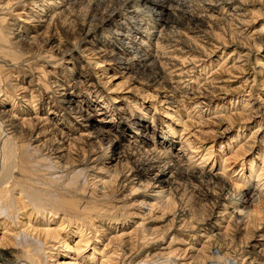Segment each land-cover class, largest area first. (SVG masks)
Wrapping results in <instances>:
<instances>
[{
  "label": "bare ground",
  "instance_id": "6f19581e",
  "mask_svg": "<svg viewBox=\"0 0 264 264\" xmlns=\"http://www.w3.org/2000/svg\"><path fill=\"white\" fill-rule=\"evenodd\" d=\"M261 11L264 0H0V253L264 264V207L242 208L264 198V25L246 28ZM118 77L132 95H112ZM180 177L219 190L208 218L180 207Z\"/></svg>",
  "mask_w": 264,
  "mask_h": 264
},
{
  "label": "rangeland",
  "instance_id": "374dc122",
  "mask_svg": "<svg viewBox=\"0 0 264 264\" xmlns=\"http://www.w3.org/2000/svg\"><path fill=\"white\" fill-rule=\"evenodd\" d=\"M259 13H257L256 15H258ZM261 14V15H260ZM259 14V16L258 17H256V15H255V17H254V19H252V21H250L249 22V25L247 26L246 25V28H248L249 30H250V32H253L254 31V29H260L261 28V26H263L264 25V14H263V11H261V13ZM263 15V16H262ZM262 16V17H261ZM256 18V19H255ZM258 18V19H257ZM254 20V21H253ZM254 22V23H253ZM251 25V26H250ZM255 26V27H254ZM255 35V34H254ZM257 35V34H256ZM100 79H102L103 81H105V80H107L108 78H105V75L103 74V75H101V78ZM126 78H123V77H118V79H111L110 80V82H108L109 84H107V86H109V87H111V86H113V88L114 89H116V91L114 92V93H112V95H118V94H120L121 96L122 95H124V94H126V95H132V94H130V93H128L129 91V86H131V84H130V82L127 80H125ZM126 81V83H124V82ZM96 82H97V80H96ZM140 89V88H139ZM137 90V96L135 95V98L137 97V99L139 98V99H143V89L141 88L140 90ZM140 97H139V96ZM134 97V96H133ZM151 100V102H149V101H146L145 100V103H146V105H150L152 102L153 103H155V102H157L159 99H158V97L157 98H152V99H150ZM151 106V105H150ZM147 122L149 123V126L151 125V120H148L147 119ZM174 122V121H173ZM255 125H256V123H255ZM254 126V124L253 125H251L250 127H253ZM180 130V129H179ZM152 131V128H151V130L149 131V132H151ZM234 134V133H233ZM210 135V134H209ZM208 135V137H207V135H204V136H202V134L201 133H197L196 132V134H191L190 135V137L192 138V140L195 142H200V141H203L202 139L204 138H206V140H208V141H205V142H207V143H209L211 140H212V138H211V136H209ZM196 136V137H195ZM232 136H230V138H231ZM199 138V139H198ZM208 138V139H207ZM211 138V139H210ZM221 138H223V137H221ZM226 138V137H225ZM224 139V138H223ZM160 141V140H159ZM195 142V143H196ZM219 143V142H218ZM199 144H201V142L199 143ZM210 144V143H209ZM218 148L220 147V146H217ZM178 180H180L179 182H181L180 184H182V187L180 186V189H182V191L184 192L185 191V189L187 190V192H184L183 194H186L184 197H185V200H182L181 202H180V207L181 206H185L187 203H188V207H190V209H192V210H194V211H196V212H198L199 214H201L202 215V213H203V216H204V218H208L209 217V215L212 213V209H213V202H215V200H217V197H218V192H219V190H217V189H211V186H209L208 185V183H206V182H203V181H201V182H198V180H191V181H189V180H186V179H184L183 177H180V179H178ZM193 181V182H192ZM184 184V185H183ZM252 186H254V182H253V185ZM184 188V189H183ZM188 188V189H187ZM209 189V190H208ZM210 190H212V192L210 191ZM181 191V192H182ZM190 191V192H189ZM214 191V192H213ZM216 191V192H215ZM225 192H227V191H225ZM203 193V194H202ZM206 193V194H205ZM215 193V194H214ZM217 193V194H216ZM189 194H191V196L189 195ZM193 195V196H192ZM183 197V198H184ZM190 197V198H189ZM191 197H193V198H191ZM201 197V198H200ZM197 198V199H196ZM205 198V199H204ZM177 200H179L180 201V199H178L177 198ZM179 201H178V203H179ZM184 201V203H182ZM186 201H187V203H186ZM196 201V202H195ZM198 201V202H197ZM201 202V203H200ZM181 203H182V205H181ZM192 203V204H191ZM190 204V205H189ZM197 204V205H196ZM205 204V205H204ZM179 205V204H178ZM201 205H203L202 207H200ZM199 206V207H198ZM244 207H246L245 209L246 210H252V209H254V208H259V207H264V198H262V199H258V200H256V201H252V200H250L249 202H247V203H245L243 206H242V208H244ZM196 208V209H195ZM202 208V209H201ZM198 209V210H197ZM200 209V210H199ZM205 212H204V211ZM201 211V212H200ZM175 223V222H174ZM174 226L175 225H173L172 226V230L170 231V233H175V228H174ZM170 233L168 234V235H170ZM185 233H187V232H184V233H181V236H185L184 234ZM176 234V233H175ZM167 235V236H168ZM260 234H258L257 236H259ZM257 238H259V237H257ZM2 250V249H1ZM54 251H56V250H54ZM2 253L3 254H1L0 253V262H1V264H24V263H22V262H20V261H18V258L16 257L17 255V252H16V250L15 249H12V248H9L7 251L6 250H2Z\"/></svg>",
  "mask_w": 264,
  "mask_h": 264
}]
</instances>
